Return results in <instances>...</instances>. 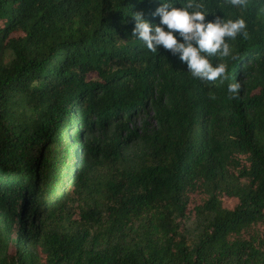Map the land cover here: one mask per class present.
I'll return each mask as SVG.
<instances>
[{
  "label": "trees",
  "instance_id": "trees-1",
  "mask_svg": "<svg viewBox=\"0 0 264 264\" xmlns=\"http://www.w3.org/2000/svg\"><path fill=\"white\" fill-rule=\"evenodd\" d=\"M159 3L0 0V264H264V0H192L245 20L215 81L133 36Z\"/></svg>",
  "mask_w": 264,
  "mask_h": 264
},
{
  "label": "clouds",
  "instance_id": "clouds-1",
  "mask_svg": "<svg viewBox=\"0 0 264 264\" xmlns=\"http://www.w3.org/2000/svg\"><path fill=\"white\" fill-rule=\"evenodd\" d=\"M233 6H243L245 0H230ZM176 0H160L153 16H158L157 23L146 20L142 13L133 12V36L150 52L158 48L168 50L186 64L191 77L203 81L227 79L226 65L213 64L209 57L230 55V47L225 38L235 39L238 35L247 39L245 20L243 18L224 19L214 16L207 20L209 12L201 3L189 0L186 6L177 7ZM240 89L239 82L227 85V92L235 97ZM215 99L214 95H210Z\"/></svg>",
  "mask_w": 264,
  "mask_h": 264
},
{
  "label": "rangeland",
  "instance_id": "rangeland-1",
  "mask_svg": "<svg viewBox=\"0 0 264 264\" xmlns=\"http://www.w3.org/2000/svg\"><path fill=\"white\" fill-rule=\"evenodd\" d=\"M12 52L11 51H7L5 53V60H9L12 57ZM146 119L145 117H139L137 119H135V121H131L134 123V126H136L137 128L139 127H143V120ZM148 124L150 126H154V120H148ZM133 125V124H132Z\"/></svg>",
  "mask_w": 264,
  "mask_h": 264
}]
</instances>
